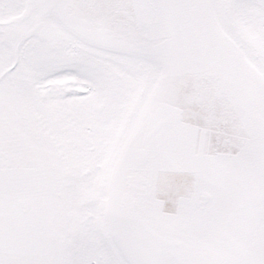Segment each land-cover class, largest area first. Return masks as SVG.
<instances>
[{
    "label": "snow or ice",
    "instance_id": "snow-or-ice-1",
    "mask_svg": "<svg viewBox=\"0 0 264 264\" xmlns=\"http://www.w3.org/2000/svg\"><path fill=\"white\" fill-rule=\"evenodd\" d=\"M0 264H264V0H0Z\"/></svg>",
    "mask_w": 264,
    "mask_h": 264
}]
</instances>
